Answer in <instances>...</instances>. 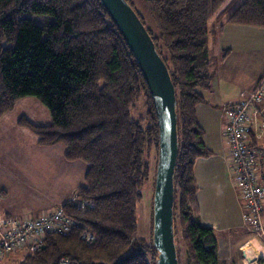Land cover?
Masks as SVG:
<instances>
[{"label":"trees","instance_id":"trees-1","mask_svg":"<svg viewBox=\"0 0 264 264\" xmlns=\"http://www.w3.org/2000/svg\"><path fill=\"white\" fill-rule=\"evenodd\" d=\"M126 1L153 39L176 89L175 237L180 231L187 264H220L217 233L200 224L194 165L211 152L196 110L212 87L217 24L227 17L228 25L264 29V0ZM27 97L38 99L52 117L48 126L28 125L37 144L64 145L67 161L87 164L76 195L89 206L64 204L75 222L72 231L49 234L40 251L16 264H59L62 259L157 264L154 203L149 241L137 236V212L153 155L158 164L157 114L137 61L100 0H0V120ZM140 102L146 115L135 121L131 112ZM252 146L264 152V139L253 138ZM260 175L264 187V161ZM85 233L94 235L92 244L82 239Z\"/></svg>","mask_w":264,"mask_h":264},{"label":"crops","instance_id":"crops-1","mask_svg":"<svg viewBox=\"0 0 264 264\" xmlns=\"http://www.w3.org/2000/svg\"><path fill=\"white\" fill-rule=\"evenodd\" d=\"M226 18L217 24L211 46V54H216V58L211 55L212 87L204 94L205 103L198 105L196 110L198 124L204 130V142L211 155L198 158L194 165L199 188L200 224L216 231L220 264L225 251L235 244L241 246L251 238L244 223L240 191L231 174L225 130L233 106L241 100L242 94L252 92L264 76V29L228 25L225 24ZM76 191L61 206L70 202ZM14 210L13 205L0 198V214L8 216L14 214ZM259 246L256 240L250 242L253 249H259ZM261 256L259 253L257 258ZM243 257L246 258V254Z\"/></svg>","mask_w":264,"mask_h":264},{"label":"rangeland","instance_id":"rangeland-1","mask_svg":"<svg viewBox=\"0 0 264 264\" xmlns=\"http://www.w3.org/2000/svg\"><path fill=\"white\" fill-rule=\"evenodd\" d=\"M138 5L146 25L153 29L149 14L142 3L138 2ZM30 17L36 23H41L39 17ZM213 24L216 23L213 21L212 26ZM251 28L255 27L251 26ZM211 55L216 58L215 52H212ZM145 115L143 102H140L131 112V117L135 121H140ZM51 123L50 111L34 97L20 100L16 108L0 120V198L13 205L15 209L14 214H9L7 217L13 218L22 215V217L35 218L52 212L54 209L63 207L61 203L67 201L66 199H69L70 195H74L75 191L84 185L87 164L81 161L74 163L67 161L64 145H38L28 127L29 124L46 126ZM154 156H152L151 179L143 189V199L137 212V236L148 241L151 237V211L154 203L155 169L157 166ZM262 183L264 184V182ZM249 234L251 238L248 242L241 246L235 244L233 248H229L227 252L223 253L221 264H246L243 255L247 250L249 251H247L248 256L258 257L261 252L250 247V242L256 239L255 234L251 232ZM176 245L181 263L187 264L188 257L180 231L176 237ZM262 249L264 251L263 247ZM28 253L29 251L23 250L9 254L2 264H16L23 260ZM261 257L264 258V255ZM259 258H257V263L264 264V259L260 260Z\"/></svg>","mask_w":264,"mask_h":264},{"label":"built area","instance_id":"built-area-1","mask_svg":"<svg viewBox=\"0 0 264 264\" xmlns=\"http://www.w3.org/2000/svg\"><path fill=\"white\" fill-rule=\"evenodd\" d=\"M251 135L256 141L264 138V76L252 92L242 94L241 100L233 106L225 130L231 174L243 202L244 223L264 248V187L260 181L264 152L252 146ZM70 202L89 206L80 202L77 195ZM74 225V220L65 214L63 207L35 218H12L0 214V262L18 251L38 252L49 234L68 235ZM82 239L88 244L95 241L90 233H85ZM246 253L247 256L249 253ZM252 257L257 262V258ZM59 264L82 263L62 259Z\"/></svg>","mask_w":264,"mask_h":264},{"label":"water","instance_id":"water-1","mask_svg":"<svg viewBox=\"0 0 264 264\" xmlns=\"http://www.w3.org/2000/svg\"><path fill=\"white\" fill-rule=\"evenodd\" d=\"M100 2L136 59L155 106L159 150L154 189L153 243L158 252L157 264H179L174 229V177L179 156L176 89L153 39L128 2ZM246 259L252 262L248 255Z\"/></svg>","mask_w":264,"mask_h":264},{"label":"bare ground","instance_id":"bare-ground-1","mask_svg":"<svg viewBox=\"0 0 264 264\" xmlns=\"http://www.w3.org/2000/svg\"><path fill=\"white\" fill-rule=\"evenodd\" d=\"M260 245H261V244H260ZM259 247H260V248L257 249V250H259V252H261V254L264 255V251H263V249H262V246H259ZM252 256H255V255L248 256V258H251V259H252V262L247 261V262H246L247 264H254V263L256 262V260H254ZM254 258H255V257H254ZM259 259H264V258H259ZM256 263H257V262H256ZM256 263H255V264H256Z\"/></svg>","mask_w":264,"mask_h":264}]
</instances>
